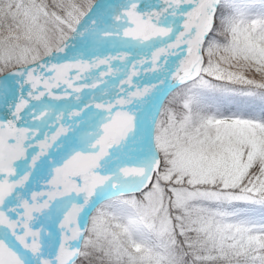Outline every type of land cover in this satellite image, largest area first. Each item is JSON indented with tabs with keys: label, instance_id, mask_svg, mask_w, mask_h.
I'll return each instance as SVG.
<instances>
[{
	"label": "snow or ice",
	"instance_id": "obj_1",
	"mask_svg": "<svg viewBox=\"0 0 264 264\" xmlns=\"http://www.w3.org/2000/svg\"><path fill=\"white\" fill-rule=\"evenodd\" d=\"M0 264H264V0H0Z\"/></svg>",
	"mask_w": 264,
	"mask_h": 264
}]
</instances>
